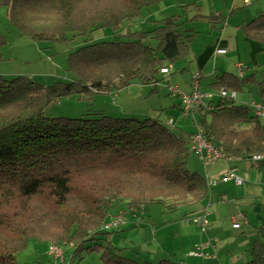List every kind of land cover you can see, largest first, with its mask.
<instances>
[{
	"label": "trees",
	"instance_id": "1",
	"mask_svg": "<svg viewBox=\"0 0 264 264\" xmlns=\"http://www.w3.org/2000/svg\"><path fill=\"white\" fill-rule=\"evenodd\" d=\"M160 1L0 0V8L7 9L21 36L54 44L78 36L90 42L96 31L119 30ZM157 23L151 33L127 32L71 52L67 70L75 75L74 81L45 86L29 76L0 74V264H20L17 254L33 238L72 246L81 257L97 252L103 264H180L123 255L108 244L112 231L104 225L121 208L146 212L159 204L171 213L182 205L193 207V212L202 209L210 186L203 174L188 168L193 133H176L158 119L103 111L75 118L46 114L55 100L113 94L186 57L199 33L184 28L178 16ZM241 30L246 38L264 44V13ZM147 34L157 40L156 47L144 42ZM6 45L0 30V62ZM254 76L225 72L211 85L243 92ZM258 84L259 101L264 103V80ZM210 104L212 111L199 110L206 138L222 145L234 161H249L264 170V160H252L264 154V120L233 99ZM244 264H264V224L257 227L251 258Z\"/></svg>",
	"mask_w": 264,
	"mask_h": 264
},
{
	"label": "rangeland",
	"instance_id": "2",
	"mask_svg": "<svg viewBox=\"0 0 264 264\" xmlns=\"http://www.w3.org/2000/svg\"><path fill=\"white\" fill-rule=\"evenodd\" d=\"M249 1L162 0L144 8L140 16L126 21L119 30L105 28L96 31L90 42L78 36L71 37L67 42L54 44H38L27 36H21L12 25L7 9L0 8V30L7 38L0 70L14 72V75L0 74L9 78L29 76L45 86L54 85L58 81H74L75 75L67 70V59L71 52L88 43L118 39L127 32L151 33L158 21L178 16L185 21L184 28L199 34L191 45L190 53L173 64L175 70L171 75L158 72L150 82L137 79L128 88L113 91V94H98L91 100L77 95L67 96L60 101L51 102L46 114L48 117L75 118L89 112L107 110L109 115L121 116V113L115 115L108 111L111 107L121 105L124 109L132 110L124 113V116H135L141 120L158 119L166 125L174 120L175 126H170L172 130L176 133L192 134L197 131L203 114L197 112L195 119L192 116L184 117L179 105L180 98L173 97L168 86H178L183 93H190L194 75L201 73V89L214 93L216 90L211 84L217 76L225 72L239 76L237 64L242 63L245 66V77L255 75V81L247 82L244 91L238 92V102L250 103L261 99L258 82L264 80V44L246 38L242 30L237 29L264 13V0ZM213 16L215 18L211 20ZM147 35L144 42L156 47L157 40L152 39L150 34ZM219 49H225L226 53H218ZM210 120L211 115L208 114L207 121ZM188 168L206 176V167L194 154L190 155ZM225 184L214 186L215 188L212 186L213 191L205 205L209 207V226L206 232L194 223V219L203 215L202 209L193 212V207L182 205L171 213L165 206L155 204L147 208L146 212L137 211L141 221L138 230H134L135 226L128 229L125 227L128 218L135 215L129 211L125 224L121 227L124 229L109 230L112 232L108 236V244L122 250L123 255L141 261L157 262L169 259L180 264L247 263L257 239L256 236L249 237V234L254 233V225L247 228L248 223L240 230L234 228L233 218L238 215H235V207L229 203L230 199H219L217 193ZM111 222L112 219L108 217L106 223ZM211 239L216 240L217 245L210 248L208 254L214 255L215 259L195 257L197 248ZM141 245L148 248V258L144 257L147 248H142ZM49 246V243L33 238L17 254V260L20 264H57L48 254ZM63 249L66 264H103L97 252L85 253L81 257L74 254L72 246H65ZM157 252L161 255H157ZM60 263L61 261L58 262Z\"/></svg>",
	"mask_w": 264,
	"mask_h": 264
},
{
	"label": "built area",
	"instance_id": "3",
	"mask_svg": "<svg viewBox=\"0 0 264 264\" xmlns=\"http://www.w3.org/2000/svg\"><path fill=\"white\" fill-rule=\"evenodd\" d=\"M246 2H250L246 0ZM218 53L224 54L226 53L225 49H219ZM239 69V77H245V66L242 63L237 65ZM175 70L173 64H167L160 67L159 72L163 75H171ZM153 77L148 76L143 81L150 82ZM201 73H196L193 77V89L190 93H183L178 86H168L169 93L173 97L180 98V108L182 115L184 117L192 116L195 119V115L199 112L200 109L204 111H212L214 106L211 103L214 99H233L237 100L238 93L236 91H228L226 88L222 87L219 90H216L214 93H208L201 89L200 85ZM242 104L248 105L253 113L260 119L264 120V103L260 101L253 100L250 103L241 102ZM168 126H175L174 120H171L168 123ZM191 152L199 158V160L204 164L205 167L214 166L219 160L225 159L228 162L234 161L231 157L227 156L225 148L222 145H218L210 140H208L205 136V132L200 123L197 125V131L193 133L191 137V144L189 146ZM253 161H262L264 160V154H256L252 157ZM229 180H234L238 185L243 184L244 180L237 174L230 170L224 177L215 178L209 180V186H215L219 182H225ZM226 200V198H223ZM209 207H203V215L194 219V223L201 227L203 232H206L209 226L208 214ZM129 211L135 213V208H130L126 210L124 208L119 209L116 213L112 214L110 218L112 222L107 224L105 223V230H116L119 229L125 224V217L129 214ZM238 219H241L240 221ZM249 223V219L244 214H238L233 218L234 228L242 229L245 225ZM217 245V241L211 239L209 242H206L204 245L198 247V252L194 253L195 257L202 258L204 260H213L215 256L212 254H208V250L210 248H215ZM51 257L60 261L64 259V249L62 245H50L49 253Z\"/></svg>",
	"mask_w": 264,
	"mask_h": 264
},
{
	"label": "crops",
	"instance_id": "4",
	"mask_svg": "<svg viewBox=\"0 0 264 264\" xmlns=\"http://www.w3.org/2000/svg\"><path fill=\"white\" fill-rule=\"evenodd\" d=\"M237 29L240 30L241 26L237 27ZM0 73H3L4 75H14L13 74L14 72L9 73V72H3L2 70H0ZM106 111L107 110H104L103 112L106 113ZM108 111H110L112 114L115 115L121 113V116H124L125 115L124 113L132 110L130 109L128 110V108L124 109L123 106L119 105L109 108ZM230 170H233L235 174L243 178L244 182L241 185H238L234 180L219 182L217 185H215L216 187L219 186L220 184L226 183L221 187V190L217 191L219 199L226 198V201L230 199L231 201H229V203L234 205L235 207V211H236L235 215L244 214L248 217L249 224L247 225V228L250 225H254V233L249 234V237H255V236L257 237V227L264 224V170H260L257 167L253 166L249 161L228 162L225 159H221L211 168L206 167L205 177L208 181L215 178H222ZM213 188L215 187L213 186ZM209 191L210 192L213 191L212 186H210ZM208 199L204 202L202 208L206 207L205 205L207 204ZM134 214H135L134 216L128 218V222L126 223V226L124 225L127 229L129 227L135 226L134 230L135 229L138 230L141 227L140 226L141 221L139 220V216L137 215L139 213L135 212ZM121 229H124V227ZM132 246H133V241H132ZM141 247L147 248L144 247V245H141ZM149 249L151 252L153 251L151 248ZM146 251L147 254H145L144 257L148 258L149 257L148 248L146 249ZM157 255H161V254L157 252ZM56 263L58 264V262Z\"/></svg>",
	"mask_w": 264,
	"mask_h": 264
}]
</instances>
